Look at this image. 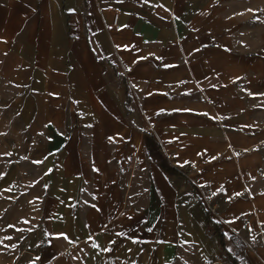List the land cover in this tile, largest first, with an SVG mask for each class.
I'll use <instances>...</instances> for the list:
<instances>
[{"label":"crops","instance_id":"crops-1","mask_svg":"<svg viewBox=\"0 0 264 264\" xmlns=\"http://www.w3.org/2000/svg\"><path fill=\"white\" fill-rule=\"evenodd\" d=\"M0 81L35 264H264V0H0Z\"/></svg>","mask_w":264,"mask_h":264},{"label":"rangeland","instance_id":"rangeland-1","mask_svg":"<svg viewBox=\"0 0 264 264\" xmlns=\"http://www.w3.org/2000/svg\"><path fill=\"white\" fill-rule=\"evenodd\" d=\"M12 91L0 81V264H35L37 203L45 171L25 159L21 123L11 105Z\"/></svg>","mask_w":264,"mask_h":264},{"label":"trees","instance_id":"trees-1","mask_svg":"<svg viewBox=\"0 0 264 264\" xmlns=\"http://www.w3.org/2000/svg\"><path fill=\"white\" fill-rule=\"evenodd\" d=\"M205 223H206V233L208 236H216L219 239L220 242V250L222 251L223 254H225L229 262L231 264H237V261L230 257L227 250L226 246L229 242V239L223 234L221 227L219 224H217L209 215L208 212H205Z\"/></svg>","mask_w":264,"mask_h":264},{"label":"built area","instance_id":"built-area-1","mask_svg":"<svg viewBox=\"0 0 264 264\" xmlns=\"http://www.w3.org/2000/svg\"><path fill=\"white\" fill-rule=\"evenodd\" d=\"M117 21H118V14H114L113 23L116 25Z\"/></svg>","mask_w":264,"mask_h":264}]
</instances>
